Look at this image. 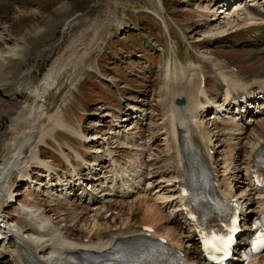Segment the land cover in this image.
I'll return each instance as SVG.
<instances>
[{"label": "bare ground", "instance_id": "obj_1", "mask_svg": "<svg viewBox=\"0 0 264 264\" xmlns=\"http://www.w3.org/2000/svg\"><path fill=\"white\" fill-rule=\"evenodd\" d=\"M80 2L82 7L74 5ZM215 5L211 18L226 24V29L236 21L264 27V0H218ZM105 6L102 0L86 8L82 0H65L18 33L9 24H4L6 35L0 33L4 38L0 39V197H16L11 184L20 176L21 182L39 191L41 199L48 197L49 205H61L60 213H54L52 208L28 200L20 207L23 225L15 224L17 218L0 207L5 218L0 220L8 225L3 232L0 224L1 264H113V260L89 258L126 242L140 244L146 225L153 227L155 237L172 239L197 264H207L198 237L179 218L181 181L198 164L211 167L230 199H238L244 207L248 203L250 208L257 202L255 214L263 209L264 193L255 182L253 161L264 147V73L245 77L226 59L208 62L220 82L221 95L207 89L201 64L179 68L176 62L168 63L159 98L163 108L160 121L153 120L145 104L132 102L123 107L125 116L120 121L113 112H106L114 119L112 136L102 137V144L98 141L91 160L80 147L69 143L74 157L60 146L67 164L63 170L42 156L43 144L39 143H48L50 135L57 140L60 130L88 141L83 129L67 121L62 107L52 112L46 125L39 126L38 119L45 116V96L58 86L61 74L74 70L69 79L76 87L82 64L111 35L114 25L110 21L117 20ZM99 13L105 17L97 25ZM255 37L251 48L263 55L264 31ZM50 56L54 60L48 71L37 77L39 59ZM223 62L228 70L222 69ZM233 95L236 100L250 97L254 107L233 106ZM181 97L185 102L179 104ZM210 109L215 110L213 114L226 110L231 118L212 115L218 123L212 131L209 126L214 123L205 120ZM129 120L132 127L121 129ZM35 164L45 169L42 178L34 177L41 170L36 167L39 170L33 171ZM252 225L251 215H247L245 232ZM252 264H264V254Z\"/></svg>", "mask_w": 264, "mask_h": 264}, {"label": "rangeland", "instance_id": "obj_2", "mask_svg": "<svg viewBox=\"0 0 264 264\" xmlns=\"http://www.w3.org/2000/svg\"><path fill=\"white\" fill-rule=\"evenodd\" d=\"M63 1L65 0H0V21H2L0 33L6 35L4 29L6 24L13 27V32L18 33L24 26L52 12L53 8ZM82 1L83 8H86L97 0ZM102 2L104 6L107 5L105 7L110 8L111 16L117 20L110 21L114 25L112 28L110 26L111 35L106 40H101V46L91 51L87 65L82 64L84 69H81L76 87L71 86L69 79L74 70L61 74L58 86L45 96V116L38 119L39 126H44L54 114L52 112L56 111L57 107H62L67 121L86 132L88 138L86 142L77 134L70 135L69 131L60 130L59 134H56L60 145L52 135L48 137V143H39V145L43 144L40 145L42 156L61 170L67 167L62 157L61 144L72 156L67 147L68 143L75 148L80 147L91 160L94 154L92 151L97 150L99 146L98 141L102 144L106 135L112 136L109 132L114 119L108 117L106 114L108 111L113 112L116 115L115 119L120 121L125 116L122 112L123 107H128L132 102L145 104L143 107H149V110H146L155 117L153 120L160 121L163 108L159 104V98L168 63L176 62L179 68L201 64L199 67L203 76L208 78L207 89L213 95H221L217 84L220 82L208 64V62L213 63L214 59L217 61L226 59L248 78L264 73V52L263 55L258 54L259 51L251 48L254 44L252 42H256L255 35L261 34L264 27L260 24L249 26L242 21H236L226 29L224 27L226 24L214 22L211 14L215 6L217 7L215 4L218 0H102ZM81 3L74 5L82 7ZM98 16L101 21L96 22L100 25L105 14L99 13ZM209 19L212 20L207 21ZM224 33L226 34L223 35ZM0 39L4 40L1 36ZM53 60V56L39 59L38 68L35 70L37 77L44 76ZM223 63L222 69L228 70L225 62ZM183 96L186 97V94ZM218 98L220 97L217 96V100ZM211 112L209 110L205 113V120L210 124L217 121L212 117ZM131 120L124 122L125 126L121 129L128 130L132 127ZM66 124L67 128L71 127L67 122ZM216 124L218 123L209 126L212 131ZM111 140L115 141L114 138ZM118 143L113 144L118 146ZM224 147L221 146L220 150L224 151ZM25 150L30 151V149ZM37 170L33 168V171ZM43 172V169L40 173L37 171L36 177L42 178ZM13 180L12 190L16 189L15 194H17L14 197L15 201H9L10 197L1 196L0 207L9 213L10 217H17L18 223L25 224V218H19L17 214H21V205L30 200L52 208L54 213L60 211L61 205L57 206V203L56 206L49 205L51 200L48 197L41 199L42 195L39 191H35L33 185L29 186L21 182L20 176H15ZM254 207L256 205L252 206L253 209Z\"/></svg>", "mask_w": 264, "mask_h": 264}, {"label": "snow or ice", "instance_id": "obj_3", "mask_svg": "<svg viewBox=\"0 0 264 264\" xmlns=\"http://www.w3.org/2000/svg\"><path fill=\"white\" fill-rule=\"evenodd\" d=\"M221 243L224 244V246L227 245V241H223V240H221ZM206 244H207V241H206ZM212 247H215V244H213Z\"/></svg>", "mask_w": 264, "mask_h": 264}, {"label": "water", "instance_id": "obj_4", "mask_svg": "<svg viewBox=\"0 0 264 264\" xmlns=\"http://www.w3.org/2000/svg\"><path fill=\"white\" fill-rule=\"evenodd\" d=\"M178 103H184L185 102V99H178V101H177Z\"/></svg>", "mask_w": 264, "mask_h": 264}]
</instances>
